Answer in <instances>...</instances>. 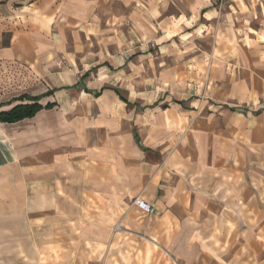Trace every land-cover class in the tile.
<instances>
[{
  "label": "crops",
  "instance_id": "0c3cea01",
  "mask_svg": "<svg viewBox=\"0 0 264 264\" xmlns=\"http://www.w3.org/2000/svg\"><path fill=\"white\" fill-rule=\"evenodd\" d=\"M60 1L39 0L31 59L0 48V68L48 70L0 92V111L42 106L0 121V264H264V0L222 20L213 0H119L103 25L55 20Z\"/></svg>",
  "mask_w": 264,
  "mask_h": 264
},
{
  "label": "rangeland",
  "instance_id": "374dc122",
  "mask_svg": "<svg viewBox=\"0 0 264 264\" xmlns=\"http://www.w3.org/2000/svg\"><path fill=\"white\" fill-rule=\"evenodd\" d=\"M213 1L215 5H218V7H220L221 5H223V7L225 6L221 9L223 15H217L218 19L222 20V18H225L227 16V14H224L225 10L228 8L225 5L226 0ZM60 2L61 3L57 5L56 8L57 16L55 17V20L60 15V18L58 20L65 21V18L72 17V13H79L80 16L89 14V17L97 14L98 16L94 23L103 25L106 16H117L122 11V6L119 0H63ZM11 5V11H6L3 8L2 10H0V48H4L14 44L20 48L21 53L26 57V59H31V53H29V51L34 52V50H36L35 48L37 47V44L40 42L41 38L39 36L30 35V31H28L30 27L33 30L36 28V26H38L36 22H38L40 18V13L38 11V8L40 7L39 0H17L14 1ZM92 22H80V25L77 27V29H82L86 32L87 27ZM241 22L246 26L249 24L244 20H242ZM226 23H224L223 25L224 28L227 26ZM81 24L84 25L81 26ZM215 24H217V20H215ZM250 25L253 28L264 29V15L257 14L255 17H252ZM131 27L132 26L129 25V28ZM53 29L55 31L59 30V28L57 29L56 27H54ZM77 29L73 31V29L69 28L68 30H65V34H63L64 36L62 37V39L64 40V51H66L67 53L72 52V50L74 49V44L78 41H87V38H83L82 36L77 35ZM196 43L202 45V47H208L211 46V44H214L210 37H208V39H197ZM90 46L91 45L84 44L85 48L89 49ZM33 59L36 58L33 57ZM64 62L65 61L63 59V64ZM57 67L61 69L63 67L62 63L57 65ZM39 72L47 73L48 70L43 68L35 69L23 60H14V62H11L7 67L0 68V92L2 93L6 91L10 92L11 95L15 94L13 89H19V86L25 85L28 82H36L40 78ZM203 95L204 93L202 94V96ZM6 103H9V101H0V106Z\"/></svg>",
  "mask_w": 264,
  "mask_h": 264
},
{
  "label": "trees",
  "instance_id": "16d2710c",
  "mask_svg": "<svg viewBox=\"0 0 264 264\" xmlns=\"http://www.w3.org/2000/svg\"><path fill=\"white\" fill-rule=\"evenodd\" d=\"M26 98L30 100L31 103H20L14 105L8 110H1L0 111V121L1 122H15L27 117H32L37 111H39L42 106L37 103L39 100V96H28L26 94H22L18 96L17 100H23ZM51 105L48 104L46 107H50Z\"/></svg>",
  "mask_w": 264,
  "mask_h": 264
},
{
  "label": "built area",
  "instance_id": "2783aa9c",
  "mask_svg": "<svg viewBox=\"0 0 264 264\" xmlns=\"http://www.w3.org/2000/svg\"><path fill=\"white\" fill-rule=\"evenodd\" d=\"M134 202H135V203H136L141 209H143L144 211L149 212V213L153 212V208H152L150 205H148L147 203H145L143 200H141V199H139V198H136V199L134 200Z\"/></svg>",
  "mask_w": 264,
  "mask_h": 264
}]
</instances>
